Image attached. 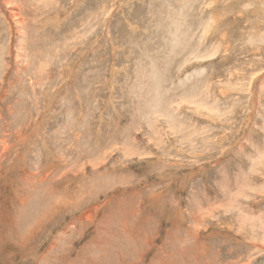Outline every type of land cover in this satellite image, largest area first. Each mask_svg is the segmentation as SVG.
Returning <instances> with one entry per match:
<instances>
[{"label":"rangeland","instance_id":"374dc122","mask_svg":"<svg viewBox=\"0 0 264 264\" xmlns=\"http://www.w3.org/2000/svg\"><path fill=\"white\" fill-rule=\"evenodd\" d=\"M0 264H264V0H0Z\"/></svg>","mask_w":264,"mask_h":264},{"label":"bare ground","instance_id":"6f19581e","mask_svg":"<svg viewBox=\"0 0 264 264\" xmlns=\"http://www.w3.org/2000/svg\"><path fill=\"white\" fill-rule=\"evenodd\" d=\"M246 156V155H245Z\"/></svg>","mask_w":264,"mask_h":264}]
</instances>
